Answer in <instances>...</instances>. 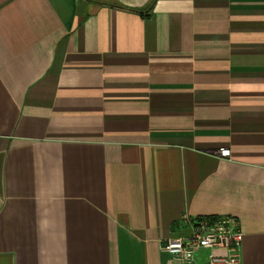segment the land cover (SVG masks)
<instances>
[{
  "label": "crops",
  "instance_id": "obj_1",
  "mask_svg": "<svg viewBox=\"0 0 264 264\" xmlns=\"http://www.w3.org/2000/svg\"><path fill=\"white\" fill-rule=\"evenodd\" d=\"M183 216L264 264V0H0V264H174Z\"/></svg>",
  "mask_w": 264,
  "mask_h": 264
},
{
  "label": "built area",
  "instance_id": "obj_2",
  "mask_svg": "<svg viewBox=\"0 0 264 264\" xmlns=\"http://www.w3.org/2000/svg\"><path fill=\"white\" fill-rule=\"evenodd\" d=\"M218 155L228 158L229 151L220 149ZM180 222L188 233L161 246V252L174 264H196L198 254L204 251L207 255L203 264H241L244 234L236 218L183 216Z\"/></svg>",
  "mask_w": 264,
  "mask_h": 264
},
{
  "label": "trees",
  "instance_id": "obj_3",
  "mask_svg": "<svg viewBox=\"0 0 264 264\" xmlns=\"http://www.w3.org/2000/svg\"><path fill=\"white\" fill-rule=\"evenodd\" d=\"M81 1H83L84 3H93L97 6H109V7H113V8H118V9H122V10L135 12L142 17H148L150 15L151 11L153 10V7L156 3V0H151L149 2V4L145 7L144 10H131V9H127V8L123 7L116 0H81Z\"/></svg>",
  "mask_w": 264,
  "mask_h": 264
}]
</instances>
